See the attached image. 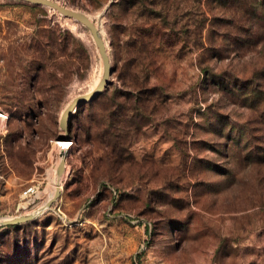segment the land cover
<instances>
[{
  "label": "rangeland",
  "instance_id": "374dc122",
  "mask_svg": "<svg viewBox=\"0 0 264 264\" xmlns=\"http://www.w3.org/2000/svg\"><path fill=\"white\" fill-rule=\"evenodd\" d=\"M60 1L102 26L115 70L63 134L61 197L0 225V264H264V0ZM143 34L149 81L126 52ZM101 73L81 24L0 0V217L54 195L60 115Z\"/></svg>",
  "mask_w": 264,
  "mask_h": 264
},
{
  "label": "water",
  "instance_id": "95a60500",
  "mask_svg": "<svg viewBox=\"0 0 264 264\" xmlns=\"http://www.w3.org/2000/svg\"><path fill=\"white\" fill-rule=\"evenodd\" d=\"M18 2L28 3L35 6H43L49 9L55 10L60 13L63 17L72 19L77 23L81 24L85 27L90 33L92 40L96 46L98 51L100 60L102 62V73L95 83V85L88 92L79 94L71 99L65 108L63 109L60 119L59 125L63 130L62 134H68L69 130L72 127L73 121L76 117V114L80 107L87 103H91L104 94L107 91L108 86L111 82V77L115 70L113 64V50L109 41L105 37L103 32V28L95 18L89 14L88 12L70 7L69 5L61 2L60 0H15ZM119 2V0H113L111 4L106 9L107 11H112L114 4ZM62 159L57 168V175L59 177V181L56 187V191L54 195L37 211L29 215H21L16 217L6 218L0 222V225H15L24 223L27 221H31L41 215L43 212L51 208L57 200L61 197V179L64 175L67 168V156L65 153L61 155Z\"/></svg>",
  "mask_w": 264,
  "mask_h": 264
},
{
  "label": "trees",
  "instance_id": "16d2710c",
  "mask_svg": "<svg viewBox=\"0 0 264 264\" xmlns=\"http://www.w3.org/2000/svg\"><path fill=\"white\" fill-rule=\"evenodd\" d=\"M130 1H132V0H130ZM142 36L144 38H141L139 36H135V37L130 38V40L127 42V46H126L127 51L126 52L128 53V56H129V58H128L129 66H131V67L134 66V69L138 70L137 73L140 72V70L142 69L145 73L144 79L149 81V77H150L149 67L153 63V59H151V56L154 55V50L152 49L153 41L150 40L152 38V35H151V37L149 34H143ZM150 59L152 61H150ZM149 61H150V64H149ZM81 137L82 136L80 134H78L75 137L76 142L80 141ZM73 143H75V141H73ZM27 222H30V221H27ZM27 222H24V223H27ZM21 224H23V223L15 224V225H7L5 227H9V226L17 227L18 225H21Z\"/></svg>",
  "mask_w": 264,
  "mask_h": 264
},
{
  "label": "bare ground",
  "instance_id": "6f19581e",
  "mask_svg": "<svg viewBox=\"0 0 264 264\" xmlns=\"http://www.w3.org/2000/svg\"><path fill=\"white\" fill-rule=\"evenodd\" d=\"M4 116L5 115L2 116V113L0 112V118H2ZM61 136L64 137L63 139H60L61 140L60 147H61V150H62V154L65 153L67 155L69 153L70 148L72 147V142H68L65 135L62 134ZM61 159H62V157H61ZM58 181H59V177L56 174V177H55L56 187H57ZM61 182H62V179H61ZM4 219H6V218L0 217V222L3 221Z\"/></svg>",
  "mask_w": 264,
  "mask_h": 264
},
{
  "label": "built area",
  "instance_id": "2783aa9c",
  "mask_svg": "<svg viewBox=\"0 0 264 264\" xmlns=\"http://www.w3.org/2000/svg\"><path fill=\"white\" fill-rule=\"evenodd\" d=\"M72 143H73V141H72ZM36 192H37V188L35 186H31L25 191V194L26 195H32Z\"/></svg>",
  "mask_w": 264,
  "mask_h": 264
}]
</instances>
